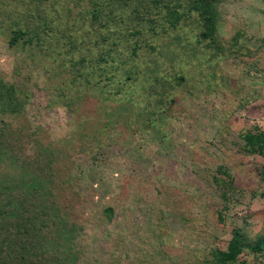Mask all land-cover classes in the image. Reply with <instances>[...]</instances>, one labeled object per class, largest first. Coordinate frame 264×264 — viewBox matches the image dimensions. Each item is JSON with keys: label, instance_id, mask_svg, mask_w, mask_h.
Returning <instances> with one entry per match:
<instances>
[{"label": "rangeland", "instance_id": "1", "mask_svg": "<svg viewBox=\"0 0 264 264\" xmlns=\"http://www.w3.org/2000/svg\"><path fill=\"white\" fill-rule=\"evenodd\" d=\"M192 1L0 0V240L36 218L28 264H264V0H213L207 39Z\"/></svg>", "mask_w": 264, "mask_h": 264}, {"label": "trees", "instance_id": "2", "mask_svg": "<svg viewBox=\"0 0 264 264\" xmlns=\"http://www.w3.org/2000/svg\"><path fill=\"white\" fill-rule=\"evenodd\" d=\"M212 1L213 0H193L189 8V10L194 11L197 14L198 18L201 21L203 30L200 32L199 36L203 39L211 38L213 36L215 20H214V11H213ZM160 5H162L161 7L165 8L166 16L168 14L169 15L171 14L172 20L169 19L170 21L169 23H171V25L179 20V17H178L179 13L175 11L176 4L171 5L170 3H166V4H160ZM18 31L19 30H15L12 33L13 36L10 39L11 43L15 42L16 39H18L19 36L21 35V33ZM2 109L5 110L6 108H2ZM2 109H0L1 110L0 113L3 111ZM4 128H5L4 126H0V137L5 132ZM244 140L248 144L249 150L252 153H255L264 158V129L259 130L255 133H248L244 137ZM261 177L264 179V161L261 166ZM108 212H110V210L106 209V213ZM31 220L32 218L29 220H26L30 224V227H31V228L29 227L27 230L20 224L17 218L14 226H12L14 230V234H16L15 239L9 242H7L4 238L0 240V264H9V263L10 264H28L29 263V262H26L25 260L26 245L23 242H21L19 236L21 237V234H34V233H30L29 230L35 229L34 220H36V218L33 219V221ZM43 223H44L43 221L40 222L39 227L43 226L44 225ZM5 225L6 224L3 222L0 223V234L10 233V227H7L9 225H6V226ZM15 245H17L16 248L18 251H15L13 249ZM241 245H242V240L237 237H233L227 243L226 251L219 252L217 254L218 255L217 260L219 262L232 260L235 252L241 247ZM2 247H4L5 250H2ZM32 247L33 246H30V248ZM252 250L256 251L257 253H264V240L261 242V244L258 242L254 243ZM30 257H32V255H30Z\"/></svg>", "mask_w": 264, "mask_h": 264}]
</instances>
